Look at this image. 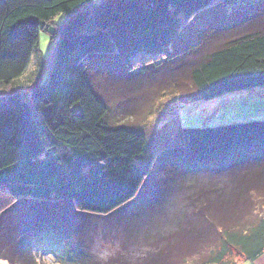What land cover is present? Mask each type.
Returning a JSON list of instances; mask_svg holds the SVG:
<instances>
[{
  "label": "trees",
  "instance_id": "trees-1",
  "mask_svg": "<svg viewBox=\"0 0 264 264\" xmlns=\"http://www.w3.org/2000/svg\"><path fill=\"white\" fill-rule=\"evenodd\" d=\"M240 5L245 16L234 19L232 29L243 26L247 17L261 24L201 56L191 71L197 101L264 89V0H0V222L21 200L56 206V223L39 215L27 223L28 231L17 232L10 241L0 233V260L66 264L63 255L70 247L69 252L80 255L74 264H185L184 255L196 248L200 264H228L233 251L242 262L264 253V217L245 221L253 207L264 203V120L182 129L148 157L146 134L112 124L110 107L90 78L108 59L120 62L102 69L117 67L122 80L136 72L138 59L161 56L171 67L180 57L186 61L197 52L195 42L190 43L200 29L193 22L218 25L225 18L213 15ZM60 16L65 21L56 25ZM51 26L56 46L41 82L45 68L38 45L40 34H50ZM216 31L208 33L211 38ZM168 55L175 57L168 60ZM33 58L36 67L28 73ZM163 167H169L166 176L174 186L187 192L185 199L196 214L189 220L181 218V210L176 217L161 214L170 203L161 199L165 191L160 202H144L146 183ZM193 173L219 179L200 187V181L187 182ZM6 196L15 200L10 207ZM137 201L143 202L131 223L136 228L131 237L144 240L147 250L137 258L115 257L108 263H96L83 253V229L63 224L67 216L58 207L70 203L81 214L106 218ZM49 228L55 238L47 246L57 244L52 247L61 257L45 253L39 259L32 253L37 246L32 239L51 236L43 232ZM179 236L194 242L181 259L177 257L185 250L179 252L173 242Z\"/></svg>",
  "mask_w": 264,
  "mask_h": 264
},
{
  "label": "rangeland",
  "instance_id": "rangeland-1",
  "mask_svg": "<svg viewBox=\"0 0 264 264\" xmlns=\"http://www.w3.org/2000/svg\"><path fill=\"white\" fill-rule=\"evenodd\" d=\"M239 7L237 9L239 11H235L234 7L229 6L225 8L226 10L222 9V14L213 15V18L218 17L219 20H221V16L225 18L221 23L215 26L210 24L211 20L193 22L197 23L195 27L200 29L193 33L191 39L195 41L190 43L193 44V42H195L194 45H197V48H195L197 52L190 54V56L186 58V61L184 57H180L178 62H175L171 67L172 64L161 62V56L138 59L134 64L136 72L128 77H124L123 80L121 79L124 75L122 74L123 71L120 72V70H116L117 67L112 66L108 67L109 69L107 70L102 69L110 62H112V65L113 62L115 65H118L120 62L118 60H104L102 62L103 65L92 70L90 78L93 82L94 89L100 98L110 107V121L112 124L132 127V129L135 130H142L150 141V148L147 151L148 157L156 155L159 150V144L163 146V144L169 143V138L171 137L172 139V135H176L177 138L182 129L207 128L229 123L264 120V89L261 88L247 92L228 94L212 101L194 100L196 99L197 91L191 80V71L196 66L197 62L202 60L201 56L208 55L221 43L228 42L237 36L245 34L251 29L258 28L261 24H256L260 19L255 23L254 19L246 21L249 19L247 17L248 19L246 18L242 23L243 26L239 29L238 27L232 29L233 20L236 18H238V20L244 19L245 16V14H242L244 13L242 5ZM236 15H238V17ZM263 16L264 13L261 19H263ZM63 21H65L64 16L58 17L56 19V25H61ZM221 29H224V32L217 37L216 33L221 31ZM208 30H210L211 33L213 30H217L213 33V36H215V38L213 37L214 39L208 34L210 32ZM49 31L50 34L45 32L40 34L38 45V54L42 57L45 68L42 72L41 82H44L47 77L48 68L53 59L56 46V42H53L51 39V34L56 32V28L51 26ZM201 34L205 35H203L204 37L202 40L204 45L202 47H200L199 44ZM171 52H174V48L170 51L169 55H171ZM173 54L175 55L177 53H172V56ZM169 55L167 59L173 60L175 56L172 57ZM35 67L36 60L33 58L28 73L32 72ZM143 67L146 69L145 71H141ZM108 71L112 72L109 73ZM168 169L169 167L156 169L157 176L155 175L152 180L150 179L149 182L147 181L148 184L146 183V185L148 188L144 192L146 194L144 202L156 203L160 202L161 199H163L164 202L170 201V203L162 209L161 214L176 217L181 210V218L183 220L186 218V220H189L190 218L188 217H194L196 215L192 211L193 206H191L189 200L185 199L187 195V192H185L186 190L179 186H174V183L168 179V176H166ZM217 177L218 176L209 179V176L206 178L204 174L199 175L193 173L190 175L187 182L194 183V180H196V182L200 181L202 182L200 185L201 187L208 182L216 183L219 179ZM200 182L198 184H200ZM227 182H229V180ZM155 183L159 185L158 188L164 184L162 185V187L164 186V190L159 192L158 188L155 187ZM167 187H169V189ZM163 191H165V193L162 194V198L158 199L160 193ZM7 201L9 202L8 207L15 203V200L9 196L5 197L4 202ZM4 202H2V204H5ZM142 202L143 201H137L127 209L106 218L81 214L77 212L70 203H61L58 207L60 213H65L67 216L66 219L63 218V221H65L63 224H69L71 226V224L74 223L76 227L83 229V236L85 238V241L83 240V253H86L87 256H91L92 260L96 263H108L115 257L120 258L122 256L132 255L137 258V256L141 255V252H146L147 245L143 242L144 240L138 239L135 241V238L131 237L136 231L135 226H132L131 223L136 213H138V207ZM32 207H38L41 210L35 211ZM45 207L49 210L43 209ZM55 207L56 206L51 204H46V206L41 205L34 201H19L13 209H9L10 212L5 214L4 217L2 216L0 222V233L2 238L7 242L14 238L17 232L28 231L27 227L30 224L27 223L33 222L34 219L32 220V218L39 215L40 217H48L56 223V220L53 218V215L56 214V212H54ZM29 208L31 210H29ZM147 208L148 207L145 209ZM152 211H154V209H152ZM205 213L207 214V211ZM152 215L153 214L150 216ZM22 217L24 218L22 219ZM261 217H264V203L261 207L260 205L253 207L252 215L245 221L248 223H255ZM153 218L154 215L152 216V219ZM161 219L162 218H159L156 223L160 222ZM22 222H25L27 226L24 224L25 226L19 229ZM188 223L190 222L186 224ZM146 226L149 227V225ZM36 228L37 227H35V229ZM15 230L17 231L11 232ZM43 232L51 236L47 238L44 236L33 238L32 241H34V245L37 246L31 247L32 253L38 256L39 259L41 255L45 253H51L52 255L61 257L59 254H56V249L54 250L57 244H50L47 246L49 243L48 240L50 238H55L52 236L54 230L49 228ZM176 239L177 240L173 242L176 244V248L180 249L179 252L185 250V252H178L180 257L177 258L181 259L184 253L188 252L190 247L193 246L194 242L193 239H186L183 236L176 237ZM52 242L56 241L52 240L51 243ZM52 245H55V247H52ZM163 245L164 243H162V246ZM182 247H185V249ZM69 249L72 250L71 247ZM69 249L67 248L63 256L66 260V264H74V261H77L80 255L77 257L74 256L72 252H69ZM196 249L194 252H191L190 255L187 253L184 255V258L187 260L185 264L201 263L202 255L198 250L196 251ZM208 251L209 249H206L204 252ZM47 257L45 261L51 263ZM242 261L243 257L236 251H233L227 260L228 264H238ZM179 262H181V260H179ZM0 264L7 263L1 262Z\"/></svg>",
  "mask_w": 264,
  "mask_h": 264
},
{
  "label": "crops",
  "instance_id": "crops-1",
  "mask_svg": "<svg viewBox=\"0 0 264 264\" xmlns=\"http://www.w3.org/2000/svg\"><path fill=\"white\" fill-rule=\"evenodd\" d=\"M1 262H4V263L8 264V262H6V261H0V263ZM240 264H264V253L259 258H257L255 261H253V262L244 261V262H242Z\"/></svg>",
  "mask_w": 264,
  "mask_h": 264
}]
</instances>
